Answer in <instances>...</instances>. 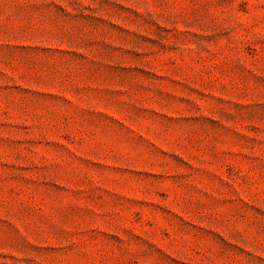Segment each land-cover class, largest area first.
I'll return each mask as SVG.
<instances>
[{
  "label": "rangeland",
  "instance_id": "obj_1",
  "mask_svg": "<svg viewBox=\"0 0 264 264\" xmlns=\"http://www.w3.org/2000/svg\"><path fill=\"white\" fill-rule=\"evenodd\" d=\"M0 264H264V0H0Z\"/></svg>",
  "mask_w": 264,
  "mask_h": 264
}]
</instances>
